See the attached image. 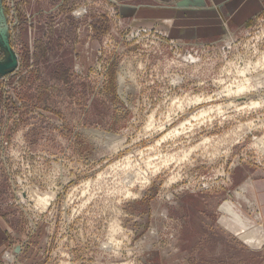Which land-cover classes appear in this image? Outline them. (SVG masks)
Returning <instances> with one entry per match:
<instances>
[{"label":"rangeland","instance_id":"rangeland-1","mask_svg":"<svg viewBox=\"0 0 264 264\" xmlns=\"http://www.w3.org/2000/svg\"><path fill=\"white\" fill-rule=\"evenodd\" d=\"M0 1V264H264L228 210L245 221L264 178V0L206 33L119 0Z\"/></svg>","mask_w":264,"mask_h":264},{"label":"crops","instance_id":"crops-1","mask_svg":"<svg viewBox=\"0 0 264 264\" xmlns=\"http://www.w3.org/2000/svg\"><path fill=\"white\" fill-rule=\"evenodd\" d=\"M118 1V0H117ZM125 2V7L130 9V15L134 19H145L147 15L157 14L160 18L164 17L173 21V24H178L184 18V11H189V13H194L196 20L204 22V26L198 31L199 33H206L210 31L209 29L215 21V24L220 22L221 19L224 20L225 14L222 11L226 7V14L229 12L232 15L239 14L241 12H246L250 7L256 3L255 0H119ZM249 2V3H247ZM211 3L213 7L210 8L208 4ZM192 5L198 6V8H193ZM225 6V7H224ZM202 7V8H201ZM205 19V20H203ZM211 20V22H207ZM225 21V20H224ZM182 22L179 23V25ZM238 203L241 205L240 211L245 218L243 221L242 216L238 215L237 208L232 206L228 207V210L233 214L235 221L241 224L243 227L250 225V228H245L246 231L250 232L248 235L252 236V241L249 243L244 239V244L250 248L257 247L261 248L264 245V178L255 179L248 178L242 183V192ZM257 206L260 209L261 219L256 220L253 218L254 212L250 211L249 208ZM237 210V211H236ZM243 223H242V222ZM246 222V223H245ZM248 224V225H247ZM6 223L3 218H0V241L5 235Z\"/></svg>","mask_w":264,"mask_h":264},{"label":"bare ground","instance_id":"bare-ground-1","mask_svg":"<svg viewBox=\"0 0 264 264\" xmlns=\"http://www.w3.org/2000/svg\"><path fill=\"white\" fill-rule=\"evenodd\" d=\"M0 7H1V1H0ZM5 21V18H4V14H3V11H1V8H0V25L3 23ZM1 28V27H0ZM2 29V28H1ZM3 32V31H2ZM2 32H0V35H1V33ZM263 58H264V55H263ZM247 79V78H246ZM249 79V78H248ZM245 81V80H244ZM244 81H242L243 83H244ZM241 82V83H242ZM250 83V81H246V85L247 84H249ZM242 83V84H243ZM264 82H262V84H263ZM257 84H259V83H257ZM256 84V85H257ZM261 84V83H260ZM244 85H245V83H244ZM244 85H242V86H238V90H239V92L240 91H243V90H245V89H247V91L249 90L248 89V87L247 86H244ZM255 85V84H254ZM249 87H251V86H253V84L251 83V84H249L248 85ZM254 87V86H253ZM253 87L251 88V89H253ZM255 87H257V86H255ZM236 89H237V87H236ZM256 89V88H255ZM230 91V90H229ZM238 92V93H239ZM249 92H250V90H249ZM236 93H237V91H236ZM239 95V94H238ZM220 96V95H219ZM240 96V95H239ZM183 101V100H182ZM251 101V100H250ZM190 102V101H189ZM201 102V101H200ZM249 102V101H248ZM259 102V101H258ZM252 104L251 105H253L254 104V106H255V103L254 102H251ZM188 104V103H187ZM236 104V103H235ZM250 104V103H249ZM246 105V104H245ZM257 105H258V103H257ZM253 106V107H254ZM181 109V108H180ZM204 114V113H203ZM205 115V114H204ZM153 118V117H152ZM154 120V119H153ZM168 120V119H167ZM161 127H163V126H161ZM152 134V133H151ZM164 138V137H163ZM260 141V140H259ZM258 143V142H257ZM261 145H262V143H261ZM259 146V145H258ZM260 149V148H259ZM166 160H169V159H166ZM166 163V162H165ZM33 197H32V199H34L33 201H35V204H37V205H40V206H43V207H46L49 203H50V201L52 200V198L54 197L53 195H47V194H38V193H35L34 195H32ZM30 198H31V196H30ZM242 222V221H241ZM243 223V222H242ZM244 237H246V239H248V238H252V236L250 237V235H248V234H246V236H244ZM248 241H252V240H248Z\"/></svg>","mask_w":264,"mask_h":264},{"label":"water","instance_id":"water-1","mask_svg":"<svg viewBox=\"0 0 264 264\" xmlns=\"http://www.w3.org/2000/svg\"><path fill=\"white\" fill-rule=\"evenodd\" d=\"M15 65H16L15 58H13V61H9L7 63L0 64V74L9 72L10 69L13 68Z\"/></svg>","mask_w":264,"mask_h":264}]
</instances>
